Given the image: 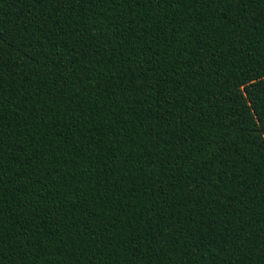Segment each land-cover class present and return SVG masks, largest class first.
Returning a JSON list of instances; mask_svg holds the SVG:
<instances>
[{
	"label": "trees",
	"instance_id": "trees-1",
	"mask_svg": "<svg viewBox=\"0 0 264 264\" xmlns=\"http://www.w3.org/2000/svg\"><path fill=\"white\" fill-rule=\"evenodd\" d=\"M0 264H264V0H0Z\"/></svg>",
	"mask_w": 264,
	"mask_h": 264
}]
</instances>
